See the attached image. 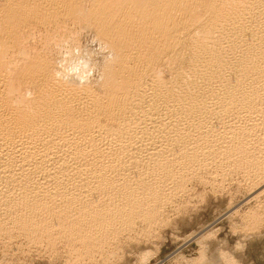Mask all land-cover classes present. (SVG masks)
Returning <instances> with one entry per match:
<instances>
[{
	"label": "bare ground",
	"instance_id": "bare-ground-1",
	"mask_svg": "<svg viewBox=\"0 0 264 264\" xmlns=\"http://www.w3.org/2000/svg\"><path fill=\"white\" fill-rule=\"evenodd\" d=\"M79 1L0 3V223L35 240L59 231L90 256L158 221L204 174L260 184L264 0H92L87 18L112 51L98 89L68 75L58 37L24 44Z\"/></svg>",
	"mask_w": 264,
	"mask_h": 264
},
{
	"label": "rangeland",
	"instance_id": "rangeland-1",
	"mask_svg": "<svg viewBox=\"0 0 264 264\" xmlns=\"http://www.w3.org/2000/svg\"><path fill=\"white\" fill-rule=\"evenodd\" d=\"M3 1L6 0H0V3H4ZM91 2L92 0H82L80 4L85 11L76 13L77 16L72 15V19L63 16L68 21L61 16L63 20H59L64 23L60 21L59 27L31 28L26 32L28 35H25L27 38H24V44L31 48L36 44L41 45L48 36L58 37L60 45L55 49L57 60L65 57V53L73 48H79L82 57L86 55L84 58H87L88 55L87 59L91 61L90 66L94 70V75L88 82L94 80L91 84L94 82L93 87L98 89L96 81L100 86L104 85L105 78L102 76H106L108 66L105 69V65L109 64L110 60H107L112 51L87 18L86 10L90 8ZM61 43L64 45L61 46ZM163 68L164 66L161 68L163 77L171 79L170 69ZM102 87V90L99 87L97 91L103 92ZM226 173H214V176L218 174V177H214L210 172L213 178H209L210 174H204L202 178L198 177L200 180L189 182L181 198L178 197L174 205L164 208L163 211L166 212H162V219L149 225L145 222L137 223L134 230L123 232L124 235L120 234L119 240L115 239L112 240L115 243L107 244V252H94V258L69 248L63 241L61 244L59 231L52 236L57 239L55 241L52 237L43 238L44 241L37 238L35 240V237L31 239V236L11 229L9 226H12V220H7L8 225L5 219H1V223L5 222L4 225L10 230L8 227L3 232L0 230V264H264V190H258L264 183V176L261 179L263 182L260 180V184L256 183L253 187L254 182L249 180L243 170L235 173L239 174L237 176L233 173V177L229 171ZM222 177L228 179L225 181ZM202 179L204 180L201 181ZM257 191L258 196L254 194ZM38 240L41 242L37 243ZM50 240L57 245H53Z\"/></svg>",
	"mask_w": 264,
	"mask_h": 264
},
{
	"label": "clouds",
	"instance_id": "clouds-1",
	"mask_svg": "<svg viewBox=\"0 0 264 264\" xmlns=\"http://www.w3.org/2000/svg\"><path fill=\"white\" fill-rule=\"evenodd\" d=\"M109 58H112L111 54H109ZM65 62L70 63V67L67 69L68 75L74 77L80 84L88 82L94 75V70L91 68L89 61L81 56L79 48L66 52Z\"/></svg>",
	"mask_w": 264,
	"mask_h": 264
}]
</instances>
